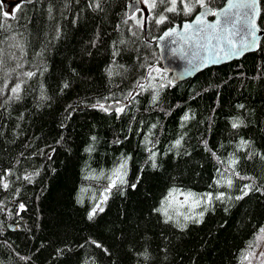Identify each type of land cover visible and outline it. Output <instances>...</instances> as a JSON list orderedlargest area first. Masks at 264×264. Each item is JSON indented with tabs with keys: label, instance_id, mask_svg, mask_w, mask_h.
Listing matches in <instances>:
<instances>
[{
	"label": "trees",
	"instance_id": "trees-1",
	"mask_svg": "<svg viewBox=\"0 0 264 264\" xmlns=\"http://www.w3.org/2000/svg\"><path fill=\"white\" fill-rule=\"evenodd\" d=\"M5 1L15 0H0V264H241L264 226V35L256 52L175 84L150 40L196 11L158 25L170 6L158 3L137 26L130 0H33L14 16ZM122 163L125 182L105 193ZM173 189L178 202L224 198L174 204L168 221L155 209ZM254 251L259 264L264 243Z\"/></svg>",
	"mask_w": 264,
	"mask_h": 264
},
{
	"label": "snow or ice",
	"instance_id": "snow-or-ice-1",
	"mask_svg": "<svg viewBox=\"0 0 264 264\" xmlns=\"http://www.w3.org/2000/svg\"><path fill=\"white\" fill-rule=\"evenodd\" d=\"M146 4L147 8L149 9H156L159 4H170V6L165 7L159 15L158 19H155L156 24L164 23L168 17L164 15V13H176L179 10L184 13V15L189 16L192 15L195 11L202 10L199 15H196L195 20L192 23L185 24L184 30L187 31L192 29L193 24L199 25L196 29L198 34H204L201 38L206 41V43H199L198 47L203 49L204 51H210L211 55L207 57H202L201 62H217L218 58L220 57V53H224V58H228L229 56H237L240 55L245 49L247 48H254L257 43V36L256 33L258 31L256 24H255V17L257 15L258 9L256 0H241L239 3H229L228 9L221 10L220 16L224 17L223 22L217 19L215 24H205L204 17L206 15H213L217 16V13L211 11L209 8L210 0H143ZM20 8V4H17L16 7L13 9L11 15L14 16L15 12L18 11ZM246 9L244 13L245 16V31L243 33V37H247L250 39L240 38L239 40H234L233 37L237 36L236 24L238 21L233 19L232 17L236 14L231 12V9ZM0 9H2V5H0ZM2 15L7 18L9 17L8 12H2ZM131 19L135 20L137 26H142L144 17L142 16L140 19L136 17H130ZM127 23V21H125ZM231 29V30H230ZM176 32L175 29H170L168 32L164 33V36H170ZM163 39V37H161ZM213 40L216 43L213 45ZM187 42V41H186ZM223 44V47H221ZM239 44V47H238ZM15 47L20 48L21 45L17 43ZM4 60H3V52L0 50V70L3 69ZM23 66L19 63L16 64V68L10 69L5 75H11V73L15 72L16 69L22 68ZM153 72H159V69L156 68H149V77H152ZM111 74V73H110ZM22 76L27 78H32L36 75V73L32 71H26L21 73ZM26 83L25 80H21L19 83H15L13 87H11L10 91L12 93L8 99H19V93L21 92V85ZM171 83V81H169ZM162 86V85H161ZM4 87H8L7 84ZM136 87L140 88L141 90H145L147 87H152L151 84L145 85L143 83L137 82ZM2 91V90H0ZM133 93L129 92L128 97H132ZM156 100V96H153V101ZM93 107H99L101 110L108 111V108L105 107L104 104H97L93 105ZM242 107V106H241ZM118 112L124 111L123 107L117 109ZM187 119V117H185ZM240 121H234L232 123V128H237L240 126ZM94 139V138H93ZM247 141H242L240 147L243 148L247 145ZM176 144H180V140L176 141ZM154 153L149 157L150 159L154 158ZM264 158V157H262ZM236 164L235 160L229 161V167H232ZM125 164H120L116 169L113 170L112 176L110 178V183L107 188L104 189V192L107 193L111 190V188L116 187L117 184H123L125 181L123 179V169ZM155 167V164H153ZM235 174V173H234ZM27 178V177H26ZM2 179V178H0ZM226 182L229 187L232 185V180L227 179L226 181L223 180V174H221V180H217L216 183ZM4 188L8 187V184H3ZM135 187V185H133ZM245 189L250 190L253 186L250 184H246ZM176 190H171L168 195L161 201V207L156 208L155 211L158 213L163 214L168 221L172 220L173 217L169 215V209L173 208L174 204H179L180 207H183L184 204H189L191 208L199 207L201 204H210L212 199L215 198L216 200H222L224 198V193H220L213 197L212 193L203 194L199 199L196 198V194L188 192L183 194L184 200L182 202H178L176 200ZM247 194V192H245ZM107 195H103V199L100 203H97L94 208L88 213V219L91 220L97 212H103L104 209L100 206L101 203L107 200ZM241 197H237L236 199H240ZM23 207V205H21ZM179 215V213H177ZM204 215L203 212L199 213V216L202 218ZM185 220L191 219L189 216L184 217ZM167 222V221H166ZM196 222H199L197 220ZM183 227V226H181ZM261 243H264V226L260 227L257 233L254 236V242H249L247 249L243 250V254L241 256V264H252V257L256 255L254 248L259 247ZM99 246V245H98ZM259 261V264H264V252H260L259 255L256 257Z\"/></svg>",
	"mask_w": 264,
	"mask_h": 264
},
{
	"label": "water",
	"instance_id": "water-1",
	"mask_svg": "<svg viewBox=\"0 0 264 264\" xmlns=\"http://www.w3.org/2000/svg\"><path fill=\"white\" fill-rule=\"evenodd\" d=\"M33 0H15L11 2H4L5 8H12L17 5L19 2L22 3H31ZM241 0H226L225 3L216 9H211L217 13V16H213L211 14L206 15L204 17L205 24H215L217 19L223 22L224 17L220 16L221 10L228 9L229 3H239ZM257 4V15L255 17V24L258 29L257 43L254 48L245 49L240 55L237 56H229L228 58H224V53H220V57L217 62H201L202 57H207L211 55L210 51H204L203 49L198 47L199 43H206L201 37L204 34H198L196 29L200 27L199 25L193 24L192 29L187 31L184 30V25L188 23H192L195 20L196 15H199L202 10H197L191 19L185 20L181 23L175 24L171 27L166 28L159 36L152 38L150 43L155 44L160 60V66L164 72L169 74L172 83H180L187 81L189 79L195 78L199 73L203 72L206 69L217 67L220 65H224L233 61L240 60L246 54L256 52L259 49L260 41L262 36L264 35V30L258 24V18L260 16L261 7L260 0H256ZM143 5L141 0H130L128 4V15L132 16L135 12L141 10ZM248 11L246 9H231V12L236 14L232 18L236 19L238 23L236 24L237 36L233 37L234 40H239L243 37V33L245 31V16L244 13ZM170 29H175L176 32L170 36H164L165 32H168ZM231 30V29H230ZM163 37V39H161ZM245 39H250L247 37H243ZM187 41V42H186ZM213 45L216 43L213 40ZM223 47V44H221ZM239 47V44H238ZM122 105H110L107 106L108 111H114ZM10 229L13 226H8Z\"/></svg>",
	"mask_w": 264,
	"mask_h": 264
},
{
	"label": "rangeland",
	"instance_id": "rangeland-1",
	"mask_svg": "<svg viewBox=\"0 0 264 264\" xmlns=\"http://www.w3.org/2000/svg\"><path fill=\"white\" fill-rule=\"evenodd\" d=\"M141 2H142V5H143V8L141 9L142 10L141 11V17H142V16H144L146 14V12L149 10V8H147V6L143 2V0H141ZM178 213H179L180 216H185L186 215V213L183 212L182 210H179Z\"/></svg>",
	"mask_w": 264,
	"mask_h": 264
},
{
	"label": "flooded vegetation",
	"instance_id": "flooded-vegetation-1",
	"mask_svg": "<svg viewBox=\"0 0 264 264\" xmlns=\"http://www.w3.org/2000/svg\"><path fill=\"white\" fill-rule=\"evenodd\" d=\"M194 14H195V13H194ZM194 14H193V15H194ZM191 18H192V17H191ZM191 18H190V19H191ZM187 20H189V19H187ZM175 24H177V23H175Z\"/></svg>",
	"mask_w": 264,
	"mask_h": 264
}]
</instances>
